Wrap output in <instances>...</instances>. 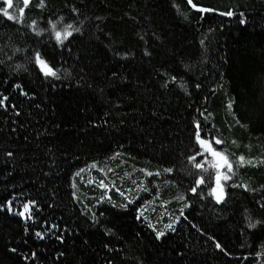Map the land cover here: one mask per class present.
Wrapping results in <instances>:
<instances>
[{"label":"trees","instance_id":"obj_1","mask_svg":"<svg viewBox=\"0 0 264 264\" xmlns=\"http://www.w3.org/2000/svg\"><path fill=\"white\" fill-rule=\"evenodd\" d=\"M176 2L188 14L187 20L173 8V0H50L49 9L42 14L35 8L27 14L31 18L43 15L40 26L47 27L49 15L53 19L64 15L68 22L74 15L69 6L76 5L85 15L105 17L101 24L105 32H112L117 44L122 43L136 55L128 61L113 57L104 47L109 42L103 36L98 41L95 23L89 22L86 34L74 38L71 46L74 51L77 46L88 51L91 58L88 63L95 69L90 81L93 88H78L75 76L52 87L50 82L42 83L35 71L23 73L22 81L15 77L11 81L24 83L34 96H20L11 82L0 84V92L9 95V103L17 104L21 112L17 117L11 108H0V168L12 172L7 180L6 173L0 175V200L11 198V193L18 197L17 208L28 198L38 200L43 206L36 217V228L27 237L22 232L20 217L0 213V264H24L20 257L5 251L6 247L17 245L22 253L35 249L42 264H81L83 259L89 264H103L107 254L102 249L105 237L98 229L90 230L81 215L82 210L89 209L97 214L105 212L103 219L119 225L118 235L124 239L122 246L127 248V255L143 259L144 264H260V258L254 253L264 241V230H247L241 235V229L245 224V208L257 218L264 216V211L257 208L251 194L227 184L226 204H217L208 197L207 186H202L205 198L193 196L188 188L194 175H187V170L194 174H199V170L185 157L198 149L193 128V121L199 118L197 107L211 114L207 123L215 125L214 134L224 138V149L236 156L264 154V0H204L206 6L220 7L222 11L228 7L245 11L248 17L245 25L239 23L238 17L217 14H206L201 20L200 13L189 11L186 0ZM18 27L0 16L4 42L12 36L23 46ZM209 28L213 31L209 32ZM141 32H147L149 37L152 32L157 33L160 40L150 39L154 48L177 50V59L170 60L166 67L173 74L184 75L190 97L175 86L159 87L154 69L160 67L163 57L151 63L143 57L144 44L137 37ZM204 36H207V62L201 63L203 49L199 40ZM28 43L36 47L33 40L29 39ZM180 53L191 64L190 71L180 64ZM6 55L12 52L5 49L0 52V59H6ZM64 56L69 64L73 63L67 52ZM22 62V54L17 53L9 62L11 67L0 66L5 73L0 79H9L12 67ZM113 71L128 79L112 81ZM196 83H201L202 88L196 90L193 87ZM96 86L104 89L103 95ZM230 100L233 101L231 109ZM109 101H118L119 107L113 108ZM105 111L112 112L110 123L118 125V129L93 128L89 124V120L100 121ZM152 112L158 115L153 116ZM236 117L241 124L236 123ZM122 119L124 125L119 124ZM7 151H13L15 157L3 164ZM117 152L119 156L115 155ZM93 163L97 166L89 168ZM174 163L186 171L174 175L162 172ZM81 168L85 171L73 181ZM145 169L161 170L162 174L146 177ZM204 175L209 177V173ZM101 180L109 185L112 202H124L116 188L126 193L131 189V195L139 199L126 212L113 209L107 202L92 207L106 191L99 186ZM133 181L143 183L151 191H137ZM232 182L250 183L253 187L264 184V165L238 167L234 181L228 183ZM74 190L78 199L71 195ZM182 195L187 199H178ZM146 201L151 202L146 205L147 219H134L136 209ZM189 201L192 207L185 208L181 216L180 209ZM177 216H180L178 222ZM42 218L49 221L55 218V222L67 223L72 229H82L79 235L71 232L66 237V260H55L56 252L63 249L54 239L40 241L32 236V231L41 230ZM168 223H173L174 232L166 229ZM194 224L204 232L192 227ZM151 225L165 231L166 237L153 241ZM136 234L142 237L139 242ZM209 236L221 241L231 255L217 250ZM22 238L27 239V245L20 244ZM82 238L90 239L89 252L81 251ZM122 255H117L116 264H121ZM124 264H133V261L129 259Z\"/></svg>","mask_w":264,"mask_h":264},{"label":"snow or ice","instance_id":"obj_2","mask_svg":"<svg viewBox=\"0 0 264 264\" xmlns=\"http://www.w3.org/2000/svg\"><path fill=\"white\" fill-rule=\"evenodd\" d=\"M4 6L0 7V16L5 18L7 21L12 22L14 25H19L17 32H20L21 37L24 40L23 46L17 44L12 36L7 37V42H4V34H0V52H4L5 49H8L12 52V55H6V59H0V66H10L9 62L13 61L14 56L17 53L22 54L23 61L22 63H16L12 67V72L9 75V79L3 80L0 79V84L10 83L12 78L15 77V80L22 81L23 73H29L30 71H35L38 74V79L42 83H51L52 87L56 86V83L61 84L67 82L69 78L75 76V83L77 87H86L93 88L94 84L90 82L92 80V73L95 71L94 67L90 66L88 61L91 59L88 55L87 50H80L77 46V50L74 51L72 45V40L77 36L83 37L87 31V24L89 22L95 23V28L98 33L97 40L99 41L100 37L103 36L104 40H107L109 43L105 44L104 47L111 52L113 57L118 58L120 61H128L130 58H135L136 53L127 49L125 45L117 44L112 32H105L104 28L101 27V24L105 21V17L101 16H88L83 13L80 7L76 5H70L69 9L73 15L71 19L66 21L64 15H57L53 19L52 15H49L47 19V27H41L40 22L43 20V15H40L38 18H31L27 14L31 12L32 8L38 9L42 14L45 10L49 9L50 0H0ZM189 11H196L200 13V19L203 20L206 14H217L223 17H238L239 23L245 25L248 23V17L245 11H237L233 7H228L227 10H221L220 7L206 6L204 0H186ZM22 5V6H21ZM173 8L176 9L178 13L183 15L184 19H188V14L184 13L183 8L180 3H177L176 0H173ZM16 9L15 12L12 9ZM223 27V25H221ZM24 29L25 31H21ZM209 32H212L213 29L209 28ZM45 35L47 39L45 40ZM138 41L143 42L144 47L142 49L143 57L147 58L148 62L151 63L153 59L157 57H163V60H160V67L154 69L156 76L159 79V87L163 89H169L170 86H175L184 92L185 95L191 96V91L189 90L188 81L185 79L184 75L173 74L166 65L170 60H175L178 57L177 50L172 49H158L154 48L153 44L150 42L151 38L155 40H160V37L156 32L151 33V37L147 32L137 33ZM31 39L36 44V47H33L32 44L28 43V40ZM207 36H204L199 40V45L203 49L201 53V63L207 62V50L208 45L206 44ZM65 52L69 54V57L73 60L72 64L68 63V59H65ZM179 62L184 69L191 70V64L186 63L183 58V54H179ZM5 73L0 70V77H3ZM112 81H121L127 80V76H122L120 73L113 71L111 73ZM139 79V78H137ZM11 87L18 90L20 96L25 98L34 96L35 93L30 89L26 88V85L22 82H11ZM196 90L202 88L201 83H196L193 85ZM96 90L99 91L101 95L104 93V89L96 86ZM6 91V90H5ZM204 100H207V97H204ZM10 96L0 92V108L9 109L11 108L15 115L18 117L21 115V112L15 103H9ZM113 103V108H118L119 103L109 101ZM191 107V105H189ZM229 109L233 107V101L230 100L228 104ZM195 111L198 113L199 118L193 121L194 128V140L198 145V149L194 154L187 155L185 157L186 161L192 165L196 170H199V174H194L192 171L187 170V175L193 176L191 186L188 188V191L193 196H199L201 199L205 198V193L202 190V186L208 187L207 196L215 200L217 204H226L228 199V194L225 190V185L231 188L243 189L245 193L252 195L253 200L257 208L261 211H264V184H260L258 187H253L250 183H228L234 181L236 176V169L238 167H260L264 165V154H261L259 157L256 156H246L241 153L239 156L234 155L229 152L227 149H224L222 146L225 144V140L222 136L214 134L215 125L207 123L210 119L211 114L207 113L206 110H203L200 107L195 108ZM153 116L158 115L157 112L151 113ZM112 112L105 111L103 117L100 121L89 120V124L93 128L101 127H110L118 129L119 126L110 123ZM236 123L241 124L239 117H236ZM120 125H124L125 121L122 119L119 122ZM247 127V125H243ZM143 131V130H141ZM235 144L236 142L233 141ZM122 147V146H121ZM5 159L3 164H8L14 160L15 153L13 151H7L5 154ZM116 156H119L120 153H115ZM97 165L95 163L89 165V168H94ZM211 170V172H210ZM85 171L84 168L79 169L74 176L73 181L76 177L81 176ZM102 171V170H101ZM146 177L160 176L163 173L174 175L177 172L186 171V169L179 167L178 164L174 163L170 167H165L162 172L157 170L155 172L143 170ZM5 180L11 177L12 172L8 171L5 168H0V175H4ZM204 173H209V177H206ZM172 183L173 181H168ZM136 184L137 191L148 192L151 191L143 183ZM99 186L105 189V193L101 195L97 200L96 204L92 207H97L100 204L105 202L109 203L113 209L127 211L129 205L136 203V200L139 199L138 196L133 197L131 195L132 190L129 189L128 192L121 191V189L116 188V192L120 196L124 197V202L121 204H116L112 202L111 195H108L110 187L103 180L100 181ZM15 187V186H13ZM73 189L76 188L75 182L72 184ZM114 187V185H113ZM73 198H77V192L74 190L71 193ZM11 198L5 200H0V213L11 214L18 216L22 219L23 228L22 232L24 237H27L30 231L36 228V217L39 216V213L43 211V206L41 203L33 198L26 199L20 207L17 208L16 204L18 197L10 193ZM180 200H186L185 196L178 197ZM151 203L146 201L144 205H141L140 208L136 209L134 219L144 220L147 219L145 212L147 211L146 205ZM52 205H49L51 207ZM192 203L189 201L184 204L183 208L180 209V215H184L185 208H191ZM85 219V223L88 228L98 229L102 231L103 236L105 237L102 243V249L106 251V255L103 257V264H116L117 255L124 254L121 257V264L131 259L133 264H144V260L127 255V248L123 247L124 239L122 236L118 235L119 225L112 224L111 220L103 219L105 218V212L91 211V209L81 211ZM175 220L178 222L180 216L175 217ZM244 228L241 229V235L247 230H255L257 228L264 230V216L257 218L252 214L248 209H244ZM32 221V223H29ZM112 225V226H108ZM154 230L153 241H161L166 237L167 233L165 231H160L156 229L155 225H151ZM166 229L175 231L176 229L173 226V223H168L165 225ZM192 227L197 228L198 231L204 232L203 228H200L198 225H192ZM41 230L32 231V236L35 239L44 241L46 239H54L63 250H58L55 255V260L57 262L62 259H67L68 249L64 247L67 244L66 237L69 233L74 232L77 235L82 231L81 228L72 229L67 223L61 224L55 222V218L52 221H49L47 218H42L40 221ZM85 236L88 233H84ZM135 239L139 242L142 237L139 234H136ZM209 240L214 242L215 248L226 255H231L227 250L226 246L215 236H209ZM28 241L26 238H22L20 244L27 245ZM81 251L89 252L91 250V241L90 239L82 238L81 240ZM75 246V241L73 238V247ZM241 247H247L245 244H241ZM6 253H10L13 256L20 257L21 261L24 264H42L40 260V255L35 249H30L26 253L20 251V245L6 247ZM183 255V253H180ZM256 258H260V264H264V241H261L258 244V250L254 253ZM248 257H244L247 259ZM81 264H89L87 259H83Z\"/></svg>","mask_w":264,"mask_h":264}]
</instances>
